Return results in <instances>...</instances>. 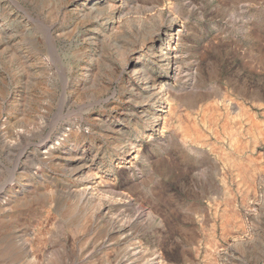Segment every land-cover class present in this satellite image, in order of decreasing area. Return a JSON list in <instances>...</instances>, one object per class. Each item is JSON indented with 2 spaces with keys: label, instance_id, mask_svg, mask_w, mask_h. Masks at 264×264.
Returning <instances> with one entry per match:
<instances>
[{
  "label": "rangeland",
  "instance_id": "374dc122",
  "mask_svg": "<svg viewBox=\"0 0 264 264\" xmlns=\"http://www.w3.org/2000/svg\"><path fill=\"white\" fill-rule=\"evenodd\" d=\"M71 1L0 0V42L8 48L0 55V109L17 101L16 130L25 131L6 144L0 129V264H151L158 254L165 264H213L203 250L226 248L222 235L235 240L240 259L213 256L216 264H264V0H125L113 18L126 35L109 49L105 28L72 15ZM158 29L171 33L177 75L165 79L144 56L135 64L153 74L151 89L167 81L164 121L140 114L149 101L152 113L153 101L138 98L123 71L132 62L126 52L147 55ZM89 49L93 67L81 84ZM15 71L27 76L23 90L10 91ZM63 131L92 162L86 175L102 177L122 198L112 212L135 224V235L107 237L110 226L71 198L81 180L37 158L39 145L55 144ZM31 179L36 190L20 206L4 201L16 182ZM30 231L38 234L31 258Z\"/></svg>",
  "mask_w": 264,
  "mask_h": 264
},
{
  "label": "bare ground",
  "instance_id": "6f19581e",
  "mask_svg": "<svg viewBox=\"0 0 264 264\" xmlns=\"http://www.w3.org/2000/svg\"><path fill=\"white\" fill-rule=\"evenodd\" d=\"M92 1H94V0H72L71 2L67 3V6H68L67 8H72V11H71L72 15H76V16L81 17L83 19L92 18L98 22V24H97L98 27H99V25H101V28L104 27L105 30L107 31V34H106L107 36L104 38L105 39L104 44H105V47L107 49H109L110 47H112L114 45L115 39L117 37L121 36V34L123 35V33H125V32H123L124 30L121 31L122 29H121V26L119 25L120 21L119 22L117 21L119 18L117 20L113 18V15L115 13H117L116 18H117V15H119L118 13L119 12L121 13V11H122L121 5L124 3L125 0H120V1L118 0L117 2L115 0H100L98 3H94V5L91 4ZM86 2H88V4H85V6L80 7V5L82 3H86ZM106 3L109 5L108 7H106ZM111 7H113V9L111 10V12L109 14H111L112 17L108 18V15H106V13L108 11L107 9H110ZM66 14H67V16H69L68 13H66ZM114 20H116L115 23L113 22ZM138 20H137V22H138ZM130 21H132V22H130V25L133 29H137V27L139 28V26H138L139 24L136 25V23H134L135 22L134 19H132ZM98 31H100V28H98ZM155 32L156 33L152 32L153 34H151V36L147 40V43H145V45H144L146 48L145 50L147 52H149V53H147V55H144V53L142 55V51H137V50H131V51L126 52L125 59H127V60L130 59V60H132V62L130 64H128L127 68L123 69V71H125V73L127 74L126 79H127L128 86L130 88H132L131 91L135 92V95L138 98H143V95H144V96L151 98V100L153 101L152 111H151L152 113H150V107L149 106H150L151 102L149 101L146 103L147 104L146 108H144V107L141 108L142 111L140 114H145V116H147V118L148 117L158 118L161 121H164L165 117H166V115H165L166 111H165V113L161 112V111H164L163 110L164 107L162 105V101L164 98L162 96L165 95L164 91L168 87L167 81H165L164 79L160 80L157 83V87L151 89L150 86H148V84L154 82L153 74L148 70L142 71V69H138V64L137 65L135 64L136 61H138L142 56H144L145 57L144 63H147V61L148 60L150 61V59H151V62H152L151 65H153V67L155 66L156 69L157 68L160 69V71L162 70V72L165 73V75H167V77H165V79L167 78V80H171V78L173 76L177 75V72H176L177 70L175 69L176 67L173 69L174 53H173L171 33L169 32L168 29H158ZM124 35H126V33ZM51 39L53 41V47H55L54 40L56 39V37L51 35ZM8 47L10 48L11 46H8ZM6 49H8L6 47V45L4 43L0 42V55L4 54L5 53L4 51H6ZM54 50H55V48H54ZM94 53L92 51H90V49H89V51L84 50V65H83V67L85 66V71H84V75H83V79L81 81V84H84L91 74V69L93 67L92 64H93ZM47 64H48V62H47ZM48 71H50V70H48ZM22 72L15 71L14 74L10 75V87H9L11 89L10 91H17V89H19V88H21L22 90L24 89V87L26 85V81H27V76L25 75V73H22ZM16 79L18 80V82H16ZM7 94H8V90L5 91V93L2 95L1 99L5 100ZM135 99H137V98H135ZM16 100H17V98H16ZM156 106H158V107L156 109H154V107H156ZM4 107H5L4 110L0 109V129L4 132L3 133V142L4 143L6 142V144H7L8 143L6 140L7 138L17 139L18 137L24 136L25 131L24 130H20V131L16 130V126L17 127L19 126L16 124L17 123L20 124L19 123L20 121L18 122L17 118L21 117V111L19 109H17V101H13L10 105L4 106ZM45 109L48 110L49 107H45ZM45 109H43V110H45ZM4 111L9 113L8 115L6 114L5 117L3 116ZM157 111H160V113H156ZM48 112H49V110H48ZM12 113L14 114V117L12 116ZM245 115H246V112H245ZM41 117H42V119H41L42 121L40 120V125L45 123L44 121L46 119L45 118L46 114H43V116H41ZM154 122H155V120H154ZM156 122H157V119H156ZM39 146H41L40 150H39V152H36V156L38 159H40V160L44 159L48 163L53 162V163H55V165L61 166L60 170L63 171L62 173L67 174L70 177L71 176L75 177L77 180H81V181H78V184L76 182H74V185H72L69 188V192L71 194H73L71 198H73V201L76 203L77 207L80 208V206H81V209L87 208L88 210H90L91 217H92V219H90V220L95 221L97 224L98 223L101 224L103 222H106L108 224V226H110V232H109V235H107V237L109 236L111 238L115 237L116 239L117 238L125 239L126 237H129V234H131V235L134 234L133 229L135 228V224L131 223V221L129 222L127 219L125 220L122 215H119V214L114 215V213L112 212L113 205L116 202H120L122 200V198H116V196L109 193L107 182L102 177H99L98 175L93 176L91 174L86 175V172H89V170L92 168L93 164H92V162L88 163V161H87L88 155L84 153L82 147L79 144L71 143L70 140L67 139V132L66 131L62 132V134L59 136V138L57 139V142L55 144H52L45 139ZM134 149H135L134 145L133 146L131 145V147H129L127 156L128 157L132 156V157H130V159L135 158L136 150H134ZM242 149H244V148H242ZM59 151H60V153H58ZM230 151H232V149ZM232 156L234 157L233 154H232ZM226 158H229V157H226ZM231 161H233V160H231ZM233 163H234V161H233ZM235 164H234V166H236ZM234 166H233V168H234ZM238 166H239V163H238ZM236 168H238V167H236ZM241 168H243V167H241ZM237 170H239V169H237ZM243 171H245V170H243ZM234 174H235V171H234ZM241 174H242V172H241ZM243 177L244 176H242V178ZM32 178H34V177H32ZM32 180L33 179L28 180L26 184L19 183V181L16 182L17 186L14 185L15 189L14 188L12 189L10 187L12 190H10L11 191L10 193L5 194V197L3 198V199H5L4 201H7L9 204H15V205L19 204V206H20L21 203H23V201L30 195V194L28 195L27 193H29V192L31 193L34 190H36L35 186H34L35 183ZM244 180H245V177H244ZM238 181L239 182L241 181L240 177H239ZM72 188H74V189L72 190ZM117 195L119 196V194H117ZM249 208H251V207H249ZM11 209H13V208H11ZM21 209L19 211H21ZM15 210H17V209H15ZM221 217L224 218V216H221ZM227 220H228V218H227ZM229 220H230V218H229ZM93 221L91 223H93ZM13 223L14 222L12 221V224ZM15 223H16V221H15ZM236 224H237V222H236ZM17 226H16V228H17ZM238 226H240V228H241V224H238ZM242 226H243V224H242ZM224 227H225V225H224ZM224 227H222V228H224ZM236 229H237V226H236ZM243 229H244V227H243ZM25 235H29L28 236L29 238H25L24 246H25L26 251L25 250L24 251L27 254V256L31 258V257H33V254H34L33 253V245H34L33 241H34V239L36 240V237H38V234L36 233V231H30L28 234L27 233L24 234V236ZM222 238L226 239V241L229 242L227 247L220 249L221 251L219 249L214 250L215 248L211 249V248L206 247L203 250V259H205V260L210 259L211 260L210 263H213V264H216V261L215 262L213 261V258H212L213 256H217L220 258H226L227 260L229 259L230 262L231 261L237 262V260L240 259V256H239L240 254H237L235 252V250L232 248V246L234 245V244H232V242L234 243L235 240L234 239L231 240L229 238H226L224 235H222ZM134 239H135V236L132 238V240L134 241ZM214 243L216 246L217 245L216 242H214ZM242 246L245 247V244H243ZM216 248H218V247H216ZM25 258H27V257H25ZM29 261L32 262L33 258ZM35 261H33V262H35ZM205 262H207V261H205ZM225 262H226V260H225ZM150 263L151 264H165L162 260V257L159 254L153 256L152 261Z\"/></svg>",
  "mask_w": 264,
  "mask_h": 264
}]
</instances>
